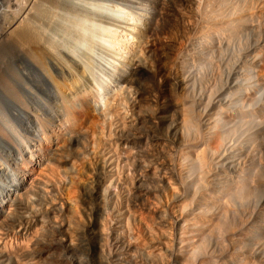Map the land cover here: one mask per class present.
<instances>
[{
    "label": "bare ground",
    "instance_id": "bare-ground-1",
    "mask_svg": "<svg viewBox=\"0 0 264 264\" xmlns=\"http://www.w3.org/2000/svg\"><path fill=\"white\" fill-rule=\"evenodd\" d=\"M121 5L143 12L131 10L137 17L127 24L133 17L121 18ZM115 38L120 46L138 44L140 56L119 55ZM149 54L154 62L146 61ZM105 57L117 65V82L133 91L137 112L123 119L118 138L133 148L124 161L133 172V206L122 216L149 213L153 224H144L142 241L124 220L127 231L117 226L111 237L113 256L108 243L93 245L97 263L87 255L54 263L108 264L106 251L115 264H264V0H0V178L30 157L28 174L11 175L0 192V264H40L44 226L57 233L64 253L82 250L69 207L45 200L56 180L52 169L51 182L38 175L37 183L32 170L42 159L38 146L53 144L68 111L91 109V95H101L95 67ZM148 99L155 109L141 112ZM68 132L71 145L77 138ZM101 157L95 155L101 171L84 184L87 197H111L113 164ZM91 223L82 231L89 238L97 235ZM12 238L20 242L14 246Z\"/></svg>",
    "mask_w": 264,
    "mask_h": 264
},
{
    "label": "rangeland",
    "instance_id": "rangeland-1",
    "mask_svg": "<svg viewBox=\"0 0 264 264\" xmlns=\"http://www.w3.org/2000/svg\"><path fill=\"white\" fill-rule=\"evenodd\" d=\"M124 6H122L121 5V8L122 9H124V14H123V12H122V14H121V18L123 17V19H125L127 16H128V19H132V17H133V19L132 20H130V22L129 23H127V21L125 22V20H124V23L126 24H131L132 23V21L134 22V20H135V18L137 17V15L136 14H140V13H142L143 12V9H141V8H143V6H141V5H136V6H134L133 8H128L126 5H125V7L123 8ZM138 7V9H136ZM125 10L127 11L126 13H128V14H126L125 13ZM135 13L136 12V14H134L132 11ZM136 16V17H135ZM130 17V18H129ZM135 17V18H134ZM125 24H122L123 26L125 25ZM124 27H126V26H124ZM120 35L121 34H117V36H119V38H120ZM118 40H120V39H117L116 40V38L113 40L114 42L116 41V45L114 46V48L116 49V51L118 52V53H120L119 55H121L122 57H124V56H126V60H128L129 58H130V56L133 54H136L137 53V55L139 54V52H138V49H139V45L138 44H131V42H128V43H124V44H122L121 46L119 45L120 43L119 42H117ZM118 45V46H117ZM124 45V46H123ZM120 46V47H119ZM129 46V47H128ZM127 47V48H126ZM112 50V49H111ZM123 50V51H122ZM136 51V52H135ZM129 54V55H128ZM143 53H141V55H142ZM144 55V54H143ZM139 56H140V54H139ZM141 57H145V56H141ZM128 58V59H127ZM149 60H146L147 62H154V57H153V55H151V54H149V56L147 57ZM103 59H104V62H99V61H103ZM102 60H99L98 61V66H96L95 67V70L97 71L98 69H99V73H98V71H97V73L99 74V83H100V81H101V92H100V94L101 95H93L94 97H92V95H91V97L89 98L90 99V108L91 109H86V108H77V109H79V110H70V111H68V114H67V123H68V125L64 128V129H61L60 130V132H57L56 133V139L54 140V142H53V144L52 143H49V142H47L45 139V141L43 142V143H41V145H39L38 146V149H39V151L38 152H40V157L42 158H40L41 160H40V162H37V164L35 165V167H34V169L32 170V172H33V178L34 177H36L33 181L35 182V180L37 181V182H39V181H42L41 179H45V180H48V181H50L51 179H52V177H48L47 176V174H49L50 176H52L51 174L52 173H50V172H53V178H55L54 180H55V183H53L54 182V180H52L53 182V185H52V187H51V192H50V190H49V192H45V200L48 202V201H50L51 203H56L57 204V202L59 203V204H63V206L65 205V207L68 209V207H69V212H70V210H71V213H72V215L71 216H74L73 218H75L78 222H77V226H79V227H82V228H79V227H77L78 228V231H79V235L76 237V239H77V242H78V244H81V246H83V248H82V250L79 252V253H64V249H62L61 247H60V245H59V243H58V238H57V233L55 234V231L54 232H52V231H50V227H46V228H42V231H41V229L39 230V233L40 232H42L41 233V235H40V241H38V244H39V242H41V241H43V242H41L42 244H40V245H38V247H41L42 249H43V251H41V249L40 248H38L37 247V245L35 246V247H37L38 249H40L39 251H41L42 252V257L40 258L41 259V261H40V264H56V263H54L55 262V260H56V258H57V261H59L60 260V258H61V260H67V263H69L70 261H75V260H77L78 258H82V257H84V258H86V255H87V257L89 256V262H95V263H97L98 261L97 260H99V256H98V253L100 254V252L97 250V249H95V247L93 246V245H98V243L100 244V243H102L103 244V246H105V244H107L106 246H108V245H110V247H111V252H112V255L111 256H113L114 255V252L115 251H113V249L114 248H112V243L116 240V238H117V233H116V231H115V229L117 228V226H118V228L117 229H119V228H122V230L124 231V232H126L127 230H126V224H127V227H129V228H131V233H137L138 232V235H142L141 236V240L143 241V239H144V241H147V233H146V229H145V225L144 224H148V227L149 226H151L152 224H153V220L151 219L152 217H150V215H149V213L148 214H146L147 216H142L143 218L141 219V218H137L136 219V217L134 218V217H131L130 215L128 216V217H130L131 219H128V218H126V219H124V214L126 215L127 213V208H128V211H131V209H129V208H132V206H133V203L131 202L132 201V199H131V196H130V192H128V191H130V187H131V183L130 182H132L133 181V179H134V177H133V172L131 171L132 169H131V164H129L128 165V161H127V163L126 162H124V161H126L125 159H126V157L127 156H129V155H131L132 153H130V151L131 150H133V148H131V146L132 145H128L127 146V149H125L126 148V146H122V145H120L119 144V140H118V138H119V134L123 131V128H124V126H123V119H131V118H134V117H136L137 116V112H135L134 111V104L133 103H135L134 102V94H132L133 93V91L131 90V89H129V91H128V89L125 87V85H123L122 83H119V82H117V79H118V75H119V72H118V70L117 69H115L116 67H117V65H116V67L112 64V60L110 59V57H109V59L107 58V57H105V58H103ZM112 61V62H111ZM116 63V62H115ZM118 63V62H117ZM116 63V64H117ZM149 64V63H148ZM113 65V66H112ZM150 65V64H149ZM113 70V71H112ZM112 71V72H111ZM113 74H114V76H113ZM104 77V78H103ZM113 79V81H112V79ZM107 80V81H106ZM110 82V83H109ZM114 84H116V85H114ZM119 84V85H118ZM119 87H118V86ZM122 85H123V87H122ZM142 86V85H141ZM91 87H93V89L92 90H94V92H95V89L97 88V87H95V85L94 84H92L91 85ZM118 87V88H117ZM138 87V86H137ZM144 87V86H143ZM111 88H112V90H111ZM123 88V89H122ZM105 90H107L106 92H105ZM116 91V92H115ZM131 91V92H130ZM103 92V93H102ZM105 92V93H104ZM118 96H117V95ZM132 94V95H131ZM105 98H104V97ZM96 97V98H95ZM100 97H101V99H100ZM98 98H99V100H98ZM115 98V99H114ZM102 100H104L103 102H102ZM122 100V101H121ZM149 100V102H144V103H142V105L141 106H139V108H140V110H141V112H148V111H150L151 109L152 110H154L155 108L154 107H156V105H153V103L152 102H154V101H152L151 99H148ZM147 100V101H148ZM105 101H107V104L105 103ZM110 101V102H109ZM120 101V102H119ZM97 102V103H96ZM109 102V103H108ZM124 102V103H123ZM112 103V104H111ZM126 103V104H125ZM146 103V104H145ZM104 104H106V105H104ZM110 104V105H109ZM155 104V103H154ZM102 105V106H101ZM109 107H108V106ZM133 107H132V106ZM118 107V109H117V107ZM145 106V107H144ZM93 107V108H92ZM115 107V108H114ZM137 107V106H136ZM149 107V108H148ZM96 108V109H95ZM108 108V109H107ZM114 108V109H113ZM122 108V109H121ZM139 108H138V110H139ZM85 109V110H84ZM93 109V110H92ZM107 109V110H106ZM109 109H111V110H109ZM116 109V110H115ZM125 109V110H124ZM81 110H84V111H81ZM91 110V111H90ZM103 110H105V112L103 111ZM132 110V111H131ZM86 111V112H85ZM90 111V112H89ZM96 111V112H95ZM99 111V112H98ZM109 111H111V112H109ZM116 111V112H115ZM93 112V113H92ZM115 112V113H114ZM124 112H126V113H124ZM74 113V114H73ZM117 113H119V117H117L118 116V114ZM105 114V115H104ZM117 114V115H116ZM125 114V115H124ZM108 115V116H107ZM131 115V116H130ZM133 116V117H132ZM104 117V118H103ZM120 117H122V118H120ZM131 117V118H130ZM110 118V119H109ZM72 119V120H71ZM112 119H113V121H112ZM118 119V120H117ZM105 120V121H104ZM114 125V126H113ZM112 127V128H111ZM118 128V129H117ZM67 129V130H66ZM72 129V130H71ZM66 131V132H65ZM70 132V134L72 135V133H73V135H75L74 137H76L77 138V140H76V142H72V144L70 145V142L67 140V138H66V136H65V134L67 133V132ZM76 131V132H75ZM68 132V133H69ZM18 133H20V131L19 132H17V135L18 136H20ZM75 133V134H74ZM79 134V135H78ZM45 135H46V133H44V135H43V137L45 138ZM61 137H60V136ZM110 135H112V136H110ZM24 136V137H23ZM69 136V135H68ZM21 137H23V139H21V140H23V142H26V140L28 139V141L30 140L29 138H30V136H28L27 135V133H25V132H21ZM25 138H26V140H25ZM61 138V139H60ZM110 138H111V140H110ZM25 140V141H24ZM107 140H108V142H107ZM107 142V143H106ZM69 143V144H68ZM78 143V144H77ZM13 144H15L16 145V143L15 142H13ZM19 144V143H18ZM51 145V146H50ZM68 145H70V146H68ZM48 146V147H47ZM56 147V148H55ZM55 148V149H54ZM118 148V149H117ZM131 150H130V149ZM58 149V150H57ZM62 149V150H61ZM51 150H53V151H51ZM59 150H61L60 152H59ZM95 150V151H94ZM99 150V151H98ZM129 152H128V151ZM43 151V152H42ZM56 151V153L58 152L59 154L58 155H56L55 157H54V155H53V157H52V155H51V153H53V152H55ZM65 151V152H64ZM117 151V152H116ZM125 151H126V154H125ZM48 152V153H47ZM66 152H68V153H66ZM131 152H133V151H131ZM45 153V154H44ZM46 153H47V155H49V157L51 156L53 159L51 160V159H49L48 158V156L46 155ZM60 153H61V155H60ZM66 153V154H65ZM121 153H123V154H121ZM128 153V154H127ZM130 153V154H129ZM82 154V155H81ZM96 154H98V155H100V156H102L101 158H104V159H102V161H103V163H104V160H109L110 162H111V164H113L112 166V175H113V179H112V181H113V183H114V185L112 184V186H111V197H109V198H105L104 196L102 197L101 196V198L99 197V199L98 198H95V197H87V195H86V193H84V191H86L85 190V186H84V184L86 185L91 179H92V173H93V171H101V164L102 163H100V166L98 167V163H99V161L97 162V167L98 168H96V162H95V155ZM59 155H60V157H59ZM113 155V156H112ZM117 155V156H116ZM43 156L45 157V158H43ZM58 156V157H57ZM68 157L69 156V164L67 163L66 164V160H65V158L64 157ZM86 156V157H85ZM50 157V158H51ZM57 157V158H56ZM62 157V158H61ZM94 157V158H93ZM29 153H27L26 154V157H24V161L26 160L27 162H28V160H29ZM47 158L49 159V161L51 162V164H52V167H53V165L55 166L56 165V167H53L54 168V170H53V168H51V165H50V163H49V161H46L47 163H48V166H49V168H48V166H46L47 167V169H46V167H44L45 165H47L46 164V162H45V160H47ZM60 158V159H59ZM59 159V160H58ZM62 159H64V160H62ZM1 160V159H0ZM44 160V162L45 163H43L42 161ZM2 161V160H1ZM24 161H19V170L17 169V173L16 174H18L19 176H20V173L19 172H24V173H26V174H28V172H29V169H28V163H26V161L24 162ZM122 161V162H121ZM1 163V162H0ZM2 163H4V162H2ZM26 163V164H25ZM42 164V165H41ZM71 165V166H70ZM43 166V167H42ZM127 166V167H126ZM42 169H41V168ZM93 167V168H92ZM95 167V168H94ZM130 167V168H129ZM57 168V169H56ZM23 169H25V170H23ZM39 169V170H38ZM52 169V171H50ZM56 169V170H55ZM100 169V170H99ZM117 169V170H116ZM130 169V170H129ZM44 172H43V171ZM45 170H48L47 172H45ZM123 170V171H122ZM28 171V172H27ZM50 171V172H49ZM57 171V172H56ZM54 172H56V173H54ZM14 173V174H15ZM44 173H46V174H44ZM58 173H59V175H58ZM60 173H62V174H60ZM117 173L119 174V175H117ZM122 175H121V174ZM124 173H125V175H124ZM127 173H128V175H127ZM14 174H10L8 177H2V178H0L1 180H0V192L3 194L4 193V195H5V191H6V186H7V184L12 180V178L14 177V176H12V178H11V175H14ZM66 174V175H65ZM115 174V175H114ZM131 174V175H130ZM38 175H39V177H41L40 178V180H39V177H38ZM65 177V178H63V176ZM127 175V176H126ZM46 178H45V177ZM68 178H67V177ZM43 177V178H42ZM61 177V178H60ZM120 177V178H119ZM123 179H122V178ZM118 178V180L119 179H121V180H119V182L120 183H118V180H115V179H117ZM8 179V180H7ZM65 179V180H64ZM125 179H127L126 181H125ZM39 180V181H38ZM59 180H61V181H59ZM67 180V181H66ZM115 180V181H114ZM122 180H124V181H122ZM129 180H130V182H129ZM65 181V182H64ZM37 182H35V183H37ZM51 182V181H50ZM57 182V183H56ZM87 182V183H86ZM117 184H116V183ZM121 182H122V184H121ZM124 182H127V183H124ZM58 184V185H57ZM56 185V186H55ZM3 186V187H2ZM5 186V187H4ZM35 186H36V184H34V186L32 187L33 189L35 188ZM60 186V187H59ZM114 186V187H113ZM116 186V187H115ZM121 186V187H120ZM57 187V188H56ZM124 187H126L125 189H124ZM3 189V190H2ZM127 189V190H126ZM53 192V193H52ZM56 192V193H55ZM115 192V193H114ZM31 194V193H30ZM29 194V196H31ZM55 194H57V196L55 195ZM63 196H62V195ZM84 194H85V196H84ZM49 195V196H48ZM116 195V196H115ZM130 196V197H129ZM32 197V196H31ZM49 197V198H48ZM85 197H86V199H85ZM30 199V201H33L32 200V198H29ZM92 201H91V200ZM109 199V200H108ZM87 201V202H86ZM88 201H90V202H88ZM49 203V202H48ZM97 205H99V206H97ZM105 205V206H104ZM114 205V206H113ZM72 206V208H70ZM92 206V207H91ZM89 207H91V209L90 210H88V208ZM101 207V208H100ZM113 208V209H112ZM73 209V210H72ZM124 209V210H123ZM72 211H74V212H72ZM105 211V212H104ZM112 211H114V212H112ZM122 211V212H121ZM123 211H125V212H123ZM107 212V213H106ZM119 212L121 213V214H119ZM143 212V211H142ZM113 213V214H112ZM122 213H124V214H122ZM143 213H147V212H143ZM76 214V215H75ZM111 214V215H110ZM109 215V216H108ZM124 217H123V216ZM128 215V214H127ZM106 216H108V217H106ZM119 216H120V219H118L119 218ZM123 219H122V218ZM127 217V216H126ZM147 217V219H145L146 221L143 223V222H141V221H144V218H146ZM81 220H80V219ZM74 219V220H75ZM88 219L89 220H91V228H93L95 231L94 232H97V235H96V233L94 234V235H92V237H88V232H85V234L82 232L83 231V229H84V227L87 225V221H88ZM134 219L136 220V221H134ZM138 219L139 220H141V221H138ZM76 220H75V222H76ZM102 220V221H101ZM124 220H126V221H128V222H126V224H125V222H123ZM49 220H47L46 222H48ZM81 221H82V223H81ZM101 221V222H100ZM118 221V222H117ZM121 221V222H120ZM138 221V222H137ZM147 221H149V222H147ZM151 221V222H150ZM121 224H120V223ZM139 222H141L140 223V225L138 224ZM52 222L50 221V223H47V224H49V225H47V226H51L52 224H51ZM99 223H100V225H99ZM136 223V224H135ZM143 223V224H142ZM149 223L151 224V225H149ZM114 224V225H113ZM115 224H117V225H115ZM146 224V225H147ZM101 225H102V227H101ZM104 225V226H103ZM123 225V226H122ZM142 225V226H141ZM119 226H121V227H119ZM136 226H137V228H136ZM140 226V227H139ZM104 227V228H103ZM115 227V228H114ZM125 227V228H124ZM142 227V228H141ZM144 227V228H143ZM153 227V226H152ZM47 228H49V230H47ZM100 228V229H99ZM112 228H113V230H112ZM139 228H141V229H139ZM82 229V230H81ZM98 229V230H97ZM102 229H104V231H102V236H103V234L104 233H106V234H104V235H106L105 237L103 236V238H102V236H101V234H100V230H102ZM132 229L135 231H132ZM136 229H138V230H136ZM144 229H145V233H144ZM2 231H3V229H1ZM121 230V231H122ZM130 229H128V231H129ZM139 230H143V231H139ZM99 231V232H98ZM82 232V233H81ZM104 232V233H103ZM139 232H141V233H139ZM38 233V234H39ZM38 234H37V236H36V238L35 239H37V240H39L38 238ZM44 236H43V235ZM99 234H100V236H99ZM146 236H145V235ZM109 235V236H108ZM144 235V236H143ZM107 236H108V238H107ZM114 236V237H113ZM139 236V237H140ZM50 237V238H49ZM79 237V238H78ZM113 238V240H112V238ZM44 238V239H43ZM99 238H101V239H103V240H101V239H99ZM111 238V239H110ZM143 238V239H142ZM146 238V239H145ZM56 239V240H55ZM15 240H18V241H15ZM36 240V241H37ZM51 240V241H50ZM83 240V245H82V243L81 242H79V241H82ZM87 240H88V243H87ZM102 242H101V241ZM107 240V241H106ZM109 240V241H108ZM12 242H16V243H19L20 242V240L19 239H14V238H12V240H11ZM35 241V244H37V242ZM90 241V242H89ZM15 242L13 243V245L15 244ZM45 243V244H44ZM52 243V244H51ZM109 243H111V244H109ZM54 244V245H53ZM84 244H85V246H86V244H88L86 247L84 246ZM101 244V245H102ZM41 245H43V246H41ZM46 245V246H45ZM15 246V245H14ZM48 246V247H47ZM51 247H52V249H51ZM85 247V248H84ZM36 248V249H37ZM35 249V250H36ZM48 250H50V251H48ZM60 250V251H59ZM96 252V253H95ZM105 253H104V258H105V260H108L109 259V262H108V264H115L116 263V261L115 260H117L115 257H114V259H112V258H109V256H107L108 254L106 253V251H104ZM102 254H103V252H102ZM63 255V256H62ZM82 255V256H81ZM91 256V257H90ZM60 257V258H59ZM62 257H64V258H62ZM78 257V258H77ZM103 257V256H102ZM48 258V259H47ZM52 258V259H51ZM59 258V259H58ZM103 258V259H104ZM108 258V259H107ZM111 259V260H110ZM104 260V261H105ZM44 261V262H43ZM52 261V262H51ZM56 261V262H57ZM97 261V262H96ZM112 261H113V263H112ZM105 262H107V261H105ZM3 264H13L12 262L10 263V261L8 260H5V261H3Z\"/></svg>",
    "mask_w": 264,
    "mask_h": 264
}]
</instances>
